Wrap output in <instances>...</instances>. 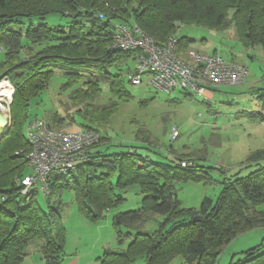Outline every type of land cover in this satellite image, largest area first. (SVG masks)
<instances>
[{"label": "trees", "instance_id": "obj_1", "mask_svg": "<svg viewBox=\"0 0 264 264\" xmlns=\"http://www.w3.org/2000/svg\"><path fill=\"white\" fill-rule=\"evenodd\" d=\"M183 2L0 0V51L4 52L0 79L6 77L14 85L9 128L0 137V264H20L27 255L26 245L36 238L42 240L39 253L43 264H62L65 230L60 197L65 190L73 192L79 213L90 222L101 220L107 210L124 201L116 191L136 188L142 195L137 209L112 216L116 243L121 247L127 242V247L103 249L97 259L99 264L138 261L169 264L176 257L188 264H216L221 249L234 238L264 228V147L250 152L245 160L244 167L256 166L253 171L243 177L236 174L223 177L219 182L220 195L215 200L204 197L198 210L184 208L175 188L176 182L210 181V167L195 162L180 166V159L186 155L195 154L198 159L195 152L175 154L177 161L167 163L144 156L138 152L142 148L139 146L128 145L126 151L114 153L97 149L100 145L107 149L108 145L113 146L100 130L116 110L113 101L106 105L96 103L101 84H107L113 98L126 100L129 94L125 90V78L133 70L136 59V52L113 47L116 25L130 29L136 26L157 45L174 37L179 57L187 50L189 40L174 36L177 23L217 31L233 28L237 41L245 48L264 49V0H207L203 6L191 0L192 8L180 10L183 13L180 14L176 10ZM52 14L66 17L68 22L63 26L40 22L29 23L25 29L20 27L26 19L42 21ZM225 61L239 64L233 59ZM90 63L98 66L96 76L82 78L63 71L66 81L63 87L71 90L70 106L83 121L81 129L97 133L98 141L86 149L84 162L68 172L49 176L48 192L42 194L47 205L44 211L37 201L40 193L37 189L25 196L21 194L20 180L29 172L25 155L29 144L23 131L31 119L26 108L29 100L46 88L54 74L53 66ZM218 88L212 86L209 90ZM165 93L177 94L172 98L174 103L193 95L203 98L209 108L214 103V99L206 101L203 96L183 89L174 88ZM257 98L264 108V91ZM262 119L259 113L257 121ZM62 120L56 115L52 122L59 125ZM136 141L149 142L145 130L139 129ZM155 216L161 217L158 227L144 231L145 223ZM259 250L258 247L248 250L241 259L229 264H264V251Z\"/></svg>", "mask_w": 264, "mask_h": 264}, {"label": "rangeland", "instance_id": "obj_2", "mask_svg": "<svg viewBox=\"0 0 264 264\" xmlns=\"http://www.w3.org/2000/svg\"><path fill=\"white\" fill-rule=\"evenodd\" d=\"M190 1L185 0L176 12L183 14L180 10L189 11L192 8ZM195 1L200 2L202 6L207 2ZM40 22L50 26H63L68 22V18L52 14L42 21L37 18L30 21L26 19L20 27L25 29L29 23ZM176 27L178 29L174 36L189 40L187 50L180 53L182 59L189 61V51L207 55L215 53L225 60L233 59L246 69L247 74L242 84L220 86L213 92L215 99L209 108L203 98L195 95L174 103L172 98L177 94L156 91L145 83L147 78H143L142 83L136 86L129 84L125 78V90L129 94L126 100L113 98L107 84L102 83L101 95L96 103L106 105L113 101L116 103V110L100 130L101 135L109 139L113 146L108 145L107 149L105 145H100L97 149L114 153L126 151L128 145L139 146L142 148L138 149V152L144 156L167 163L177 161L178 156L175 154L195 152L198 159L195 154L186 155L180 159V166L181 163L186 166L195 162L210 167V181L176 182L175 188L184 208L198 210L204 197L215 200L220 195L219 182L223 177L230 178L234 174L236 177H243L256 168L244 167V163L250 152L264 147V108L257 98V95L264 91V49L260 46L245 48L237 41L233 28L217 31L199 26H184L181 23H177ZM3 55L4 52L0 51V62ZM133 64L131 63V67ZM97 67L95 63L85 66H53L54 74L46 88L28 102L26 113L29 119L43 121L60 130L79 131L83 121L75 112V108L70 106L71 90L63 87L66 83L63 71L81 75L82 78H91L98 74ZM208 92L203 96L206 101H210L211 95L207 94ZM178 98L181 99V96ZM259 113L263 117L261 121H257ZM56 115L63 119L59 125L52 122ZM139 129L148 134V143L141 144L136 141ZM2 133L0 128V134ZM24 133L25 130L23 135ZM116 194L123 197L124 201L119 206L107 210L101 220L90 222L79 213L73 192H62L60 214L65 230V257L62 264H99L97 259L101 257L103 248L119 249L120 246L114 237L112 216L137 209L142 195L136 188L116 191ZM37 201L45 211L47 205L42 193L37 195ZM262 207L264 208V205ZM158 220H161L160 216L146 222L144 231L156 229ZM41 245V239L31 240L25 247L27 255L20 264H42L39 253ZM126 247L127 242L120 249ZM255 247L260 248V252L264 251V228L254 229L234 238L221 249L216 264H229L239 260L244 256L243 253ZM136 264L143 262L138 261ZM169 264L188 263L176 257Z\"/></svg>", "mask_w": 264, "mask_h": 264}, {"label": "built area", "instance_id": "obj_3", "mask_svg": "<svg viewBox=\"0 0 264 264\" xmlns=\"http://www.w3.org/2000/svg\"><path fill=\"white\" fill-rule=\"evenodd\" d=\"M176 46L174 37L163 45H157L136 26L131 29L123 25L115 26L113 47L136 52L134 68L126 77L133 86L140 85L142 79L147 78L145 83L158 91L168 92L178 88L205 96L210 87L239 84L246 74L243 66L226 62L218 56L189 51V61H186L176 55ZM13 95L14 85L8 78H1L0 114L8 123ZM24 130L29 144L25 154L29 172L20 180L21 194L24 196L33 189L47 194L49 176L68 172L84 162L86 149L98 141L97 133L92 130L70 132L54 129L36 119L29 120ZM181 166L185 164L181 163Z\"/></svg>", "mask_w": 264, "mask_h": 264}, {"label": "water", "instance_id": "obj_4", "mask_svg": "<svg viewBox=\"0 0 264 264\" xmlns=\"http://www.w3.org/2000/svg\"><path fill=\"white\" fill-rule=\"evenodd\" d=\"M8 127V120L0 114V128L3 130V133L0 134V137L7 131ZM197 219H199V217H197Z\"/></svg>", "mask_w": 264, "mask_h": 264}, {"label": "crops", "instance_id": "obj_5", "mask_svg": "<svg viewBox=\"0 0 264 264\" xmlns=\"http://www.w3.org/2000/svg\"><path fill=\"white\" fill-rule=\"evenodd\" d=\"M216 91V90H215ZM215 91H209L207 94H210L211 96H210V100H213V99H215L214 98V95H213V92H215ZM103 249H105V248H103ZM103 251V250H102ZM42 264H43V262H42Z\"/></svg>", "mask_w": 264, "mask_h": 264}, {"label": "bare ground", "instance_id": "obj_6", "mask_svg": "<svg viewBox=\"0 0 264 264\" xmlns=\"http://www.w3.org/2000/svg\"><path fill=\"white\" fill-rule=\"evenodd\" d=\"M246 70V69H245ZM236 85V84H235ZM207 91H210L209 89Z\"/></svg>", "mask_w": 264, "mask_h": 264}]
</instances>
